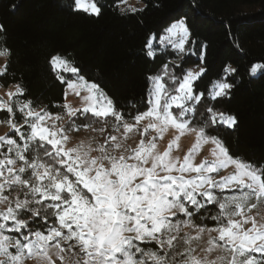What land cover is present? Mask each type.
<instances>
[{
	"label": "snow or ice",
	"instance_id": "6c2138e0",
	"mask_svg": "<svg viewBox=\"0 0 264 264\" xmlns=\"http://www.w3.org/2000/svg\"><path fill=\"white\" fill-rule=\"evenodd\" d=\"M73 2L76 11L100 14L94 2ZM166 33L162 43L205 60L207 46L191 39L187 19L172 23ZM145 47L153 56L151 38ZM0 56H10V50L0 49ZM49 63L53 70L78 72L59 56ZM258 70L264 65H253L250 73ZM7 71L5 65L0 78ZM235 71L224 69L225 77L212 86V99L228 94L227 76ZM162 72L149 77L147 110L128 118L97 84L82 77L66 82L82 102L80 108L64 106L67 124L59 123L63 115L32 109L31 101L14 106L15 97L23 95L19 85L8 93L9 101H0V110L23 114L22 125L8 121L19 141L0 136V149L6 148L0 151V203L7 205L0 210V264H264V216L251 214L264 205V168L233 157L208 134L212 125L233 127L234 117L208 108L202 122L187 119L203 101L195 84L205 68L177 77L165 64ZM165 77L174 85L171 91ZM88 121L104 125L98 129L102 142L67 147L68 132L91 127ZM169 128L176 131L161 151L158 142ZM133 132L135 146L128 143ZM186 134H193L194 142L182 157L173 155ZM209 143L211 159L196 163L202 145ZM229 166L233 171L220 176ZM5 189L15 197L3 195ZM226 190L235 191L225 196ZM208 205L217 211L213 214ZM197 219H210L215 227H199ZM182 228L190 231L181 234ZM205 233L208 239L201 245Z\"/></svg>",
	"mask_w": 264,
	"mask_h": 264
},
{
	"label": "trees",
	"instance_id": "16d2710c",
	"mask_svg": "<svg viewBox=\"0 0 264 264\" xmlns=\"http://www.w3.org/2000/svg\"><path fill=\"white\" fill-rule=\"evenodd\" d=\"M91 1L100 9L98 16L74 10L73 0H0V49L10 50L0 86L19 85L23 90L16 96L19 102L31 101L34 110L64 115L66 82L80 76L97 84L128 118L147 110L149 77L163 75L165 64L177 77L201 64L206 72L195 91L203 93V101L187 119L202 122L210 115L208 108L234 117L233 127L212 125L208 134L218 137L233 157L264 168V71L250 73L253 65H264V0H139L141 7L133 10L121 8L127 0ZM182 18L187 19L191 39L207 46L203 62L197 55H180L160 44L166 29ZM150 38L151 57L145 47ZM53 56L78 72L63 73V81L58 79L49 63ZM228 66L236 70L227 76L232 87L227 95L212 99L211 88L225 77ZM164 82L171 91V80L165 77ZM8 117L6 111L0 112L1 121ZM11 117L23 124L22 113ZM77 121L83 122V117ZM207 207L213 214L217 211ZM196 224L215 227L210 219H197ZM149 247L159 250L157 245Z\"/></svg>",
	"mask_w": 264,
	"mask_h": 264
},
{
	"label": "rangeland",
	"instance_id": "374dc122",
	"mask_svg": "<svg viewBox=\"0 0 264 264\" xmlns=\"http://www.w3.org/2000/svg\"><path fill=\"white\" fill-rule=\"evenodd\" d=\"M85 2L88 3V4L93 3L91 0H85ZM141 5L142 4L139 2V0H127V1L123 2L120 6H121L122 9L133 10L135 8L141 7ZM166 34L167 33H165L163 36H165ZM161 38H160V44L162 46H164V47L171 46V45L167 44L166 42L162 43L161 42ZM186 47H187V45H186ZM5 61H6V56H0V70H2L4 68ZM200 68H203L201 64L196 66V67H193V68H191L189 70H191L193 72H199ZM55 71L61 77H63V73H72V72L64 71L61 68L55 69ZM256 74H252V75H256ZM79 78H81V77L80 76H74V78H73V80H71V82H77L79 80ZM15 91H16V86H10L8 88H3V87L0 86V101H3V102L9 101L8 93H10V92L11 93H15ZM85 94H86L85 92L81 91V96H83ZM15 102L16 103L19 102L16 99V97L13 100V104ZM19 103H21V102H19ZM65 105H67L70 108H80L82 106L81 98L79 96H77L73 90L68 89L67 85L65 87V103H64V106ZM1 111H6V110H0V112ZM36 111H38V110H36ZM65 113H66V109H65ZM65 113L63 115L64 119L59 122L61 124H67L68 123L67 116L65 115ZM11 116H12V114H9L8 119H6L4 121L0 120V136H5L6 135V136H8V138L16 139L17 141H19V136L15 134L14 130L11 128L10 124L8 123V121L10 119L13 120ZM17 125H19V124H17ZM92 129H97V131H92ZM98 129L99 128H96V127H89V128L79 129L78 131H69L68 135L70 137V141L67 144V147H72V146H74V145H76L78 143H81V142H83L85 144H87L89 142H92V141L102 142V140L104 138V135L101 134L98 131ZM111 131H112V129L109 126L107 128V132L110 133ZM175 131H176L175 129L169 128V130L164 133L163 139L158 142V145H159V148H160L161 151H163L168 146L169 141H171L173 139V134L175 133ZM194 139H195V137H194L193 134H186V135L182 136L180 141H179V148L176 149L175 146H174L173 155H178V156L182 157L185 154V152L187 151V149L192 145V143L194 142ZM128 143L130 145H132V146H135V144L138 143V139H137V136H136L135 132L130 134V139H129ZM212 147H213V145H211L210 143L202 145V148H201L200 152L196 156V161L195 162L199 163L200 160L205 158V157L211 159V156L209 155V152H210V149ZM0 151H6V148L0 149ZM232 171H233L232 166H229V168L221 170L219 175L220 176H224V175L230 174ZM217 178H219V177H217ZM234 191L235 190H226L223 193V195H225V196L231 195V194L234 193ZM3 195H7L10 198H14L16 193L14 191L9 193V191L7 189H5ZM6 206L7 205L5 203H0V210H3ZM251 214L256 216L257 219H260L262 216H264V205L258 206L256 209H253L251 211ZM177 218L178 217L173 218L174 222H179V220ZM189 231H190V229H188V228H182V233L181 234H183V232H189ZM212 235H215V233H213ZM207 239H208V234L205 233L204 237H203V240L200 241L201 245H203L204 242ZM198 254H199V252H198ZM26 264H37V262L35 260H27Z\"/></svg>",
	"mask_w": 264,
	"mask_h": 264
}]
</instances>
